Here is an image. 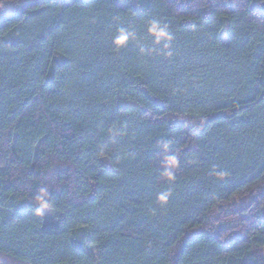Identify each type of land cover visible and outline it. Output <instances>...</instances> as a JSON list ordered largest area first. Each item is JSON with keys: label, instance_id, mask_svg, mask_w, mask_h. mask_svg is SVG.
Returning <instances> with one entry per match:
<instances>
[{"label": "trees", "instance_id": "obj_1", "mask_svg": "<svg viewBox=\"0 0 264 264\" xmlns=\"http://www.w3.org/2000/svg\"><path fill=\"white\" fill-rule=\"evenodd\" d=\"M1 6L0 264H264V0Z\"/></svg>", "mask_w": 264, "mask_h": 264}, {"label": "clouds", "instance_id": "obj_2", "mask_svg": "<svg viewBox=\"0 0 264 264\" xmlns=\"http://www.w3.org/2000/svg\"><path fill=\"white\" fill-rule=\"evenodd\" d=\"M147 34L153 38V42L155 44H161L163 42V47L165 49H169L171 47V43L174 40V34L170 30V27L167 23H163L159 20H149L147 25ZM132 38L134 39V34L125 29H121L119 34L117 35L114 41V47L119 49L126 45L128 40ZM170 54V53H169ZM170 141H165L162 147V151L164 153L168 152V145ZM177 157L175 155H165L164 157V171L162 173L163 177L171 183L174 177V169L177 167ZM218 176L223 177L226 175L224 172L217 173ZM48 191L46 188H43L39 191L38 196L35 199V204L37 205L35 209L36 216H42L45 211L50 209V205L48 203ZM171 196V191L161 192L156 197V202L164 207L167 205L168 200Z\"/></svg>", "mask_w": 264, "mask_h": 264}, {"label": "rangeland", "instance_id": "obj_3", "mask_svg": "<svg viewBox=\"0 0 264 264\" xmlns=\"http://www.w3.org/2000/svg\"><path fill=\"white\" fill-rule=\"evenodd\" d=\"M1 9L0 10H2V6L0 7ZM224 38H225V36H223ZM225 40V39H224ZM250 202V200H248V199H245L244 201H240V202H236L235 203V205H234V207L233 208H236V209H242L244 206H247L248 205V203ZM236 209H231V210H236ZM48 218L49 219H52V216L50 215V216H48ZM226 225H221V226H219L218 228H216V231H215V233H218V232H221L222 230H224L226 227H225Z\"/></svg>", "mask_w": 264, "mask_h": 264}]
</instances>
